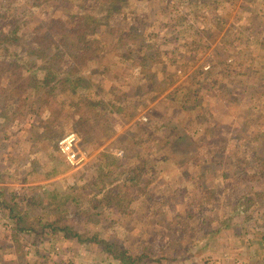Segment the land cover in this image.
Segmentation results:
<instances>
[{
  "label": "rangeland",
  "instance_id": "1",
  "mask_svg": "<svg viewBox=\"0 0 264 264\" xmlns=\"http://www.w3.org/2000/svg\"><path fill=\"white\" fill-rule=\"evenodd\" d=\"M33 1L0 0V12L4 10L7 17L17 14L24 21L20 30L33 33L40 27V31L56 30L60 20L41 25L47 15L64 19L72 11H84L74 7L78 0H42L44 5L39 7ZM85 5L98 21L87 42L98 40L101 55L82 67L83 57L70 55L64 48L63 62L68 65L64 69L72 64L80 68L79 74L69 78L83 74L89 79L77 85L76 94L68 99L57 94L65 107L61 117L50 121V110L34 91L20 101L6 90L3 96L9 98L0 102V264H120L103 243H97L98 237L112 243L111 247L116 244V251L146 253L162 264H264V247L253 245L248 252L244 242L246 237L254 243L263 240L264 203L252 211L246 224L238 220L236 227L223 226L216 235L212 229L217 224L201 226L214 212L229 216L231 208L223 196L233 189L222 182V176L229 174L230 167L244 166L243 161L233 164L234 156L225 155L221 145L230 152L240 146L249 157L259 149L257 142L264 141V113L260 117L264 110V0H84ZM119 41L121 46L116 47ZM98 113L103 114L100 119ZM195 116L207 123L214 120L197 140L201 148L196 160L208 162L207 168L191 159L185 164L181 156L169 172H160L159 167L153 174L134 169L142 177L131 182L139 185L128 192L134 196L106 195L120 184L122 173L136 157L157 159L156 149L163 140L153 132L154 143L149 142L152 131H144V126L151 119L160 131H169L167 138L172 142L184 125L197 131ZM218 124L225 138L213 135ZM258 132L263 135L255 139ZM67 141L75 154L72 162L60 149ZM200 169L204 178H192ZM184 172H190L186 179ZM101 177V185L94 188ZM214 180L221 182L215 187L216 202L189 221L185 216L196 206L184 211L193 194L207 196L216 185ZM142 185L146 190L140 192ZM257 185L264 189V181ZM36 186L40 187L29 189ZM126 190L127 186L117 187L118 192ZM35 192L41 195L37 203L30 199ZM8 203L14 213L23 215L18 223L11 219ZM75 208L85 213L77 214ZM46 221L61 226L66 222L85 237L95 235L96 240L63 238L61 232L43 230ZM138 264L157 261L143 259Z\"/></svg>",
  "mask_w": 264,
  "mask_h": 264
},
{
  "label": "trees",
  "instance_id": "2",
  "mask_svg": "<svg viewBox=\"0 0 264 264\" xmlns=\"http://www.w3.org/2000/svg\"><path fill=\"white\" fill-rule=\"evenodd\" d=\"M80 3L78 5H75L74 7L77 8H84L83 12H77L72 11V13L65 14L64 19L60 16V18H53L50 15H47V17L41 20V25H45V22L47 24L49 22L55 23L59 22V25L57 26L55 31H51V29L46 31H40L43 29L40 27L35 32H29L26 33L22 30H20L22 26V22L17 14H14L13 16L7 17L5 15V11L2 10L0 12V102L4 104V99H8L9 96H6L4 92L7 90L8 94L11 97H17V100L20 101H26L29 98L30 92H36L38 93V99L41 103H43L44 108L49 109V114L51 116L50 121L58 120L62 114H60V111L65 108L63 107V102L59 101L57 94L63 97L64 99H68L71 96H74L73 94H76L75 87L80 85L82 82H88V79L85 75H74L73 77L69 78V75L72 73L79 74V69L76 68L73 64L70 67H67V70L64 69L63 65L68 66L65 62H63V52L64 48L66 50L71 51L70 55H80V58L83 57L81 66L83 67L86 65V62L88 60H92L93 58L99 57L101 54V49L98 46L97 41L93 40L92 43L87 42V37L89 38L91 35L93 36V33L96 31V24L98 21L95 22L96 18L95 15H89L86 11L88 10V7L84 5V0H78ZM45 2V1H44ZM44 5L42 3V0H34L33 6L39 7ZM32 8V7H29ZM103 9V7H101ZM29 10V9H27ZM110 11L109 9L107 12ZM23 11H20L19 14L21 15ZM13 13H16V11H13ZM30 14H33V10H30ZM104 13L103 17H107ZM55 19V20H54ZM73 21L75 22L74 26ZM71 23V24H70ZM25 25V24H23ZM26 26V25H25ZM45 27V26H44ZM49 34V35H48ZM57 36L58 39L55 37ZM118 44L121 43L120 41L116 44V47ZM127 45H124L126 47ZM127 52V51H125ZM85 56H82L84 55ZM130 53V52H128ZM120 56V55H119ZM251 72V71H250ZM263 74V73H261ZM114 90L111 89V92ZM252 93H254V89H252ZM27 92L25 95H22V93ZM184 93V92H183ZM186 96H188V91L185 93ZM81 97V96H80ZM79 97V98H80ZM256 97L252 95V99L254 100ZM65 102V101H64ZM198 101H196L197 103ZM98 106V101L96 102ZM108 102H103V105L107 104ZM258 102H255L254 105H256ZM198 105H201L200 103H197ZM193 104L189 105L190 107ZM253 107V105H252ZM256 107V106H254ZM189 108V107H187ZM186 108V109H187ZM192 108V107H191ZM248 110H251L249 107ZM264 113V110L262 109L260 117ZM99 119L102 117L103 114L98 113ZM213 118V117H212ZM261 120V118L259 119ZM194 121H197L196 126V132L195 131H189L188 126H183V132L180 131V135L178 136L175 141H170L169 138H167L169 131H160V127H156L157 121H154L151 119L150 123H147L144 126V131H152L148 133L149 142H153V139H150L152 137V134H158L161 139L163 140L162 145L159 147V149H156L158 151L157 159L152 160V157L145 156V157H136L135 162H131L129 168L126 170V173H122L121 176V185L127 186L126 192H118L117 187L120 186V184L113 185V190H109L112 192H108L106 195L110 198H114L119 194H127V196H134L131 195L128 192H130L131 187L138 185L137 183H131L135 179H141L139 177V174L134 173L133 170L137 169L139 172H142L143 170L151 171L152 174L157 171V167H159L160 172H169L170 165H172L174 162L177 163L178 161L183 159V163L187 164L188 160H195L196 165L198 167H202L203 169L207 168L205 167L208 165V162L204 161H198L196 160V155L198 151L201 148V145H197L198 139H201L203 136V133L206 132V130L209 129V127L213 126L214 120H211V123H207V121H199V119L195 116ZM156 122V123H155ZM206 124H208L206 126ZM163 127L162 123L160 125ZM205 126V127H204ZM216 126V125H214ZM218 127L216 130L213 131V135L219 137V138H225L226 134L223 132V130L218 131V128L221 126V124L217 125ZM143 128V127H142ZM148 128V130H147ZM159 128V129H158ZM165 128V126L163 127ZM204 129V130H203ZM211 131L213 129H210ZM259 135H263L261 132H258L255 135V139H259ZM181 136V137H180ZM125 140L128 139V137L124 138ZM181 140V141H180ZM264 141H261L260 143L257 142V147H259L258 150L254 151V153L246 157L245 150L240 151L239 147H235V151H231V153L228 149L225 150L224 146L225 144L221 145V151L230 157L233 155L234 161L233 164H236L237 161H243L242 167L239 166H233L230 167V170L228 171L229 174H224V177L222 176V182L229 185L233 192L227 193L223 196V202L228 206V208H231L229 212L228 217H219L214 212V215L212 219L208 220L207 222L201 221V226L204 228L210 227L213 224H217V228L212 229V234L216 235L220 232L223 226H237L238 220H240L239 224L247 223V221L253 217L252 211L260 209L261 202L264 203V189H260L259 185L255 187L257 183H260L264 181ZM143 146L141 147L142 153L144 151L142 150ZM176 150L174 151L173 150ZM170 149L172 152H170ZM233 149V150H234ZM138 150V149H137ZM225 150V151H224ZM138 153V152H137ZM182 156V159H181ZM179 158V159H178ZM225 158V156H224ZM126 160V158H123ZM178 159V161H177ZM222 160V159H221ZM236 160V161H235ZM123 162V161H122ZM173 162V163H172ZM181 162V161H180ZM222 162V161H221ZM141 165V166H140ZM210 168L214 169L213 166ZM203 169H200V173L197 176L193 175V172L191 171L192 178L197 177L199 179L204 178ZM186 170V169H185ZM188 171V170H186ZM109 172V171H108ZM185 173V172H184ZM183 173V179L189 177L190 172ZM53 174L47 176L50 177ZM214 175L217 176L218 172H214ZM213 175V176H214ZM107 176V175H106ZM105 177V176H103ZM111 178V177H109ZM102 177L98 178L97 183L94 185V188H97L102 183ZM132 180V181H131ZM118 182V183H119ZM215 184L214 187H210L212 189H209L210 193L204 197V194L202 192L197 194H193V198L191 201H189L188 206H186V211H188L189 206H196L194 208V212L186 214L185 218H187L189 221L191 218L196 219L198 218V214L203 210L205 206L214 205L215 203V187L217 184H220L221 182L218 180H214ZM254 183V184H253ZM141 184H144L141 181ZM139 186V185H138ZM40 186L36 187H30L31 190H37ZM146 185H142V191H145L144 189ZM44 189V188H42ZM168 190V187H166V191ZM169 190H172L170 188ZM204 190V189H203ZM34 192V191H33ZM38 192H35V194L30 198L31 201L39 202L41 195L37 194ZM174 195H177V191L173 192ZM40 194V193H39ZM52 198L56 197V193H53L51 196ZM122 200V198H121ZM183 201H185V198L183 197ZM65 204H68V201L66 200ZM10 211V217L11 219H16L17 223L23 219V215L18 213H14V208L10 203L7 204ZM76 209L77 214L82 215L85 213L83 209ZM50 212V211H46ZM252 213L250 216H248L249 213ZM259 213V212H258ZM256 214L258 216L259 214ZM79 218V217H78ZM190 218V219H189ZM198 220V219H197ZM184 221V217H183ZM187 221V222H189ZM186 222V223H187ZM263 224V230L260 231L262 233V239L260 242L256 241L254 243V240L252 238L246 237L244 239L245 245L248 248V252H251L250 249H252L253 245H257L258 247L263 248L264 247V218L262 220ZM57 221L55 223L48 222L44 225H42V229L45 230L47 228L51 229L52 231L61 232L63 234V238H75L78 242H84V241H93L96 240V236H90L85 237L82 235V233H79L73 228L68 225V223L64 222V225H56ZM245 223V224H246ZM178 224V223H176ZM45 228V229H44ZM23 230L28 231L29 227H25ZM243 232L247 234V230L244 229ZM97 243H103L106 247H104L105 250L109 252V254H112V257L114 260H118L120 264H138L141 262V260L146 259L150 262L157 261V264H162L159 262L160 259L158 258H151L146 253H141L138 256L130 255L126 251L119 249L116 251L115 248L118 246L114 244V247H111L112 243H107L106 240L97 238ZM257 247V248H258Z\"/></svg>",
  "mask_w": 264,
  "mask_h": 264
},
{
  "label": "built area",
  "instance_id": "3",
  "mask_svg": "<svg viewBox=\"0 0 264 264\" xmlns=\"http://www.w3.org/2000/svg\"><path fill=\"white\" fill-rule=\"evenodd\" d=\"M70 141H67V143L66 144H64V145H62L61 147H60V149H61V151L63 152V153H65L66 154V156L70 159V161L72 162V158H75V154H74V152L71 150V148H70Z\"/></svg>",
  "mask_w": 264,
  "mask_h": 264
}]
</instances>
